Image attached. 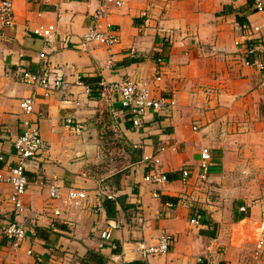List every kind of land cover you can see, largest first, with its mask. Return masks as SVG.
Listing matches in <instances>:
<instances>
[{
	"label": "crops",
	"instance_id": "crops-1",
	"mask_svg": "<svg viewBox=\"0 0 264 264\" xmlns=\"http://www.w3.org/2000/svg\"><path fill=\"white\" fill-rule=\"evenodd\" d=\"M119 1L107 5L105 23L118 36L112 47L79 44L101 0H13L15 24L0 25V170L15 164L13 141L22 120L33 124L43 115L38 126L48 147L28 167L26 212L12 213L11 186L0 182V226L17 220L27 233L13 245L0 232V264H264V252L260 261L251 257L250 225L264 219V198L253 195L264 193V70L244 63L253 46L250 58L264 62V30L252 32L264 14L254 12V0ZM39 24L56 25L50 43L33 34ZM158 50L165 61L160 81ZM44 67L65 80L49 97L23 81L24 73ZM124 79L146 84L153 96L170 97L175 105L149 113L135 131L118 96L100 86ZM31 94L35 111L26 115L19 103ZM67 117L80 127H65ZM112 133L127 163L99 171L93 167L108 158L103 143ZM203 148L211 154L208 179L184 183L180 168L195 178ZM146 157L158 158L167 182L143 180ZM53 177L87 192L81 209L49 199L46 184ZM98 188L115 195L114 218L96 209ZM137 207L144 224L136 223ZM195 216L197 226L190 223ZM108 223L117 228L103 241ZM165 234L173 239L166 254L140 256L138 242L156 244Z\"/></svg>",
	"mask_w": 264,
	"mask_h": 264
},
{
	"label": "built area",
	"instance_id": "built-area-1",
	"mask_svg": "<svg viewBox=\"0 0 264 264\" xmlns=\"http://www.w3.org/2000/svg\"><path fill=\"white\" fill-rule=\"evenodd\" d=\"M36 1V0H33ZM49 1V0H44ZM101 6L93 13L92 20L79 43L81 47L85 48L91 43H97L106 47H112L118 42V36L114 33L112 26L105 23V19L109 14L107 5L109 2H114L120 5L119 0H101ZM254 12L264 14V0H254ZM15 24V13L13 0H0V25L13 26ZM264 30V20L262 23L255 25L252 28L253 33H260ZM34 35L44 39L46 43H50L52 36L56 32L55 24H39L33 27ZM66 38L64 39V41ZM256 47L248 48L247 52L249 58L245 59L246 65L255 66L260 70H264V62L260 59L250 58L256 52ZM40 58H45L44 52L39 54ZM164 56L161 50H158L156 57L155 80L160 81L162 68L164 66ZM113 59L107 61V65L112 66ZM23 81L31 87L33 91L37 89L42 90L44 97H49L51 93L64 87L65 80L58 74H54L50 68H43L38 72H26L23 76ZM264 85V81L261 83ZM100 86L103 92L114 93L118 96L119 104L123 110L126 111L132 128L139 131L143 125L146 116L151 112L168 111L175 105L174 99L170 97H155L152 95L150 89L146 84L139 83L132 79H124L120 81L105 82L101 81ZM91 90L85 86V92L89 93ZM20 108L26 115L34 113L35 97L34 94L24 96L20 99ZM43 118V115L37 114L36 121L31 124L28 119L22 120L24 129L19 133L17 138L13 141L15 149V164L7 166L5 170H0V182L7 183L11 186V193L8 196V202L11 205L12 213L15 215L26 212L27 206L24 197L28 188L27 170L33 159L45 153L48 150L47 143L41 135L38 121ZM65 127L79 128L80 124L75 122L71 117L65 119ZM195 129V128H194ZM4 136V131L0 126V140ZM164 150V147L161 148ZM3 159L0 155V160ZM145 160H150L149 170L144 175L143 180L149 184L161 185L168 181L167 174L161 169L158 158L146 157ZM211 154L208 148H203L200 151L199 171L195 178H192V171L183 165L180 168V179L187 184L194 180V185L204 182L208 179L210 167ZM193 180V181H192ZM48 196L51 201L59 202L66 209L78 210L81 209L87 198V192L74 187L66 185L62 180L53 177L46 184ZM113 193L104 192L100 188L96 190L93 197V203L96 209H103L102 201L104 198L114 199ZM153 197H158V193L154 192ZM171 206V203H167ZM244 211V207H240ZM55 215L60 214V210H54ZM157 214L156 217H160ZM135 220L137 224H144L145 217L140 207H137L135 213ZM192 225L200 224V217L195 216L190 219ZM252 227V234L254 236V245L251 257L260 261L264 252V219L260 221H253L250 223ZM117 228V225L108 223V226L100 233L101 240H109L112 236V230ZM0 232L13 242V245L22 243L26 237V226L17 220L9 221L0 226ZM173 239L170 235H163L159 238L156 244L147 245L143 241L138 242V252L144 259L149 256H157L166 254ZM103 243L100 244L102 246ZM27 254H32L31 249H27ZM202 258H198L200 262ZM37 262H41V257H36ZM123 264H129L123 262Z\"/></svg>",
	"mask_w": 264,
	"mask_h": 264
},
{
	"label": "rangeland",
	"instance_id": "rangeland-1",
	"mask_svg": "<svg viewBox=\"0 0 264 264\" xmlns=\"http://www.w3.org/2000/svg\"><path fill=\"white\" fill-rule=\"evenodd\" d=\"M116 137L117 136L112 133V135H108L104 138L103 147H104L105 151L107 152L108 158L103 159V160H97L96 161L97 164H95V166L93 168L99 167L98 168L99 171L109 172L110 170L115 171V170L119 169L123 164L127 163V160L125 159V154L121 151V144L119 141L120 139L116 138ZM259 181H260V177H259ZM253 195H256L254 200H261L264 198V193L260 192V191L258 193L253 194ZM239 230L240 229L238 227H237V229H235V231H236L235 233H237V235L239 234ZM244 240H246L245 237H244ZM246 242L250 243L248 239ZM248 243H246V244H248Z\"/></svg>",
	"mask_w": 264,
	"mask_h": 264
},
{
	"label": "trees",
	"instance_id": "trees-1",
	"mask_svg": "<svg viewBox=\"0 0 264 264\" xmlns=\"http://www.w3.org/2000/svg\"><path fill=\"white\" fill-rule=\"evenodd\" d=\"M87 86L89 87V85ZM102 205L105 210L106 216L108 218H114L116 216L117 211H116V200L115 199L104 198L102 201ZM83 264H90V263L83 262Z\"/></svg>",
	"mask_w": 264,
	"mask_h": 264
}]
</instances>
